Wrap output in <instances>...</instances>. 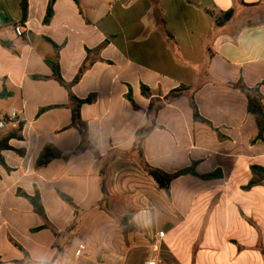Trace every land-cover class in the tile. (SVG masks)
I'll return each mask as SVG.
<instances>
[{
    "label": "crops",
    "instance_id": "1",
    "mask_svg": "<svg viewBox=\"0 0 264 264\" xmlns=\"http://www.w3.org/2000/svg\"><path fill=\"white\" fill-rule=\"evenodd\" d=\"M48 2L28 0L22 22L20 0H0L10 44H0V91L10 92L0 118L18 114L4 131L14 137L0 165V263L264 264V182L246 188L252 167L264 168V136L234 86L264 97V0H56L44 24ZM54 45L65 81L82 70L73 95L92 99L80 108L91 145L80 152L72 98L49 65ZM180 86L211 126L194 120L187 92L166 99ZM152 102L161 107L144 160L167 173L196 162L221 177L180 176L169 197L160 189L133 151ZM49 144L68 159L39 166ZM20 189L40 194L46 222ZM124 218L138 231H124Z\"/></svg>",
    "mask_w": 264,
    "mask_h": 264
},
{
    "label": "trees",
    "instance_id": "2",
    "mask_svg": "<svg viewBox=\"0 0 264 264\" xmlns=\"http://www.w3.org/2000/svg\"><path fill=\"white\" fill-rule=\"evenodd\" d=\"M78 2L79 0H75ZM56 3V0H49L46 15L44 18V24H49L54 16V5ZM20 9L22 13V22H24L27 18V11H28V0H20ZM233 15L232 11H228L224 14V17L222 18V23H227ZM0 44L4 47H9L10 44L6 41L0 40ZM56 55L53 59L49 60V65L52 68V77L57 80L63 87L66 88V90L69 92L73 105H72V123L71 126L77 128L82 136V142L77 148L76 152L83 151L85 149H88L91 147L89 140H88V129L87 124L82 120L80 115V108L84 103H90L91 98L87 99H79L75 97L72 93V86L77 83L81 76H82V70L77 74V76L72 80L71 82L65 81L60 72V66L58 62V47L54 45ZM236 88H238L242 93L245 94V96L248 99V110L251 114L254 115L259 134L258 136L260 138H263L264 136V97L259 93L258 88H248L246 87L242 81H239L236 85H234ZM142 92L146 97H150L151 93L148 90L146 86H142ZM188 93L189 95V101L193 109V118L195 121L204 122L211 126V123L203 118L200 115V112L198 110V107L195 102V93L190 91L189 87L186 86H180L174 90H172L168 96H166V99H176L181 97L184 93ZM10 96V92H8L6 89H3L0 91V101L7 99ZM128 99L130 102L135 106L131 94L128 95ZM161 106L156 107L155 103L152 102L149 106V125L137 132L136 140L134 142L133 151L137 154L138 159L144 168V170L148 173L150 177L156 182V184L160 187V189L164 190V192L167 194V196H170V190H171V184L172 181L176 178L184 175H193L201 179H214L221 177V174L219 172H213L209 174L201 175L196 171L197 163L194 162L190 167L181 169L175 173H167L163 171L160 168L154 167L150 165L148 162L144 160V154H143V143L144 140L147 138V136L151 133L153 129L157 127L156 125V115ZM14 137V134H7L6 136H3L0 139V165L7 167L6 162L4 160V157L2 155V152L4 150L11 149L9 145L10 139ZM69 155L65 154L58 149H56L53 145L49 144L44 147L42 150L40 157L38 159V165L39 166H45L54 159H68ZM252 171L256 175V178L252 179L246 188H251L255 185L263 184L264 182V168L260 166H253ZM104 181L105 179H102V193L104 194V199L106 198V190L104 188ZM18 195L26 198L32 205L34 213H36L39 217H41L45 222L47 221L46 214L44 207L41 202V197L38 192H36L34 195L27 194L24 190H18ZM59 195L62 199H64L66 202H68L70 205L74 206L73 200L66 194L59 192ZM130 219V217H128ZM47 224H45L46 226ZM124 231H138V228L135 224L130 222L127 226L123 227ZM25 256L28 257V255L25 253ZM24 261H15L17 264H22ZM1 264V263H0ZM43 264H49V263H43Z\"/></svg>",
    "mask_w": 264,
    "mask_h": 264
},
{
    "label": "built area",
    "instance_id": "3",
    "mask_svg": "<svg viewBox=\"0 0 264 264\" xmlns=\"http://www.w3.org/2000/svg\"><path fill=\"white\" fill-rule=\"evenodd\" d=\"M113 2H118L119 0H112ZM14 30L18 36H22L26 29L24 28V25L21 23H17L14 27ZM18 118V114L16 112L10 113L9 117L7 118L9 121H14ZM5 118H0V139L4 136V131L7 127L8 121ZM163 236V234H161ZM83 246L79 248V250L76 252V256H79L82 253ZM144 264H157L155 260L149 259L145 261Z\"/></svg>",
    "mask_w": 264,
    "mask_h": 264
},
{
    "label": "water",
    "instance_id": "4",
    "mask_svg": "<svg viewBox=\"0 0 264 264\" xmlns=\"http://www.w3.org/2000/svg\"><path fill=\"white\" fill-rule=\"evenodd\" d=\"M129 224L128 218H124L122 221V226H127Z\"/></svg>",
    "mask_w": 264,
    "mask_h": 264
},
{
    "label": "rangeland",
    "instance_id": "5",
    "mask_svg": "<svg viewBox=\"0 0 264 264\" xmlns=\"http://www.w3.org/2000/svg\"><path fill=\"white\" fill-rule=\"evenodd\" d=\"M103 210H104L105 212L109 211V210L106 209L105 206H103ZM121 223H122V222H121Z\"/></svg>",
    "mask_w": 264,
    "mask_h": 264
}]
</instances>
